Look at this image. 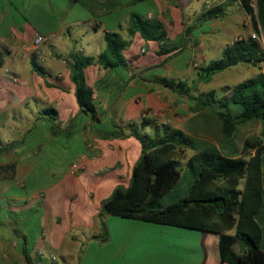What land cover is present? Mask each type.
Here are the masks:
<instances>
[{"label":"crops","instance_id":"0c3cea01","mask_svg":"<svg viewBox=\"0 0 264 264\" xmlns=\"http://www.w3.org/2000/svg\"><path fill=\"white\" fill-rule=\"evenodd\" d=\"M211 11L216 17L207 18ZM133 14L161 22L172 51L161 55L158 42L131 34ZM204 23L208 33L198 30ZM114 32L131 42L123 51L128 67L85 69L100 119L94 122L77 102L70 64L76 54L98 57ZM256 33L264 47V31L239 0H0V264H229L221 261L219 235L199 229L107 215L108 240L97 238L102 203L130 186L142 155L127 128L124 137L104 134L146 118L206 141L219 128L216 118L191 111L192 100L157 80L185 81L194 96L211 92L212 81L199 82L200 66ZM38 36L49 40L37 45ZM232 69L249 76L237 84L261 71ZM149 129L146 135H158ZM75 163L80 170L72 174ZM257 221L264 250V213Z\"/></svg>","mask_w":264,"mask_h":264},{"label":"trees","instance_id":"16d2710c","mask_svg":"<svg viewBox=\"0 0 264 264\" xmlns=\"http://www.w3.org/2000/svg\"><path fill=\"white\" fill-rule=\"evenodd\" d=\"M145 1V0H140ZM237 0H229L235 2ZM245 12L264 31V0H239ZM216 11L207 14L213 18ZM131 34L139 32L147 41L160 44L159 54L172 51L165 26L157 21L137 14L131 17ZM106 49L98 57L81 54L72 56L71 77L76 86L77 102L81 110L99 122L98 111L89 87L85 69L93 64L103 68L128 67L123 51L129 47L119 33H106ZM0 61V68L2 66ZM264 49L260 41L243 37L233 42L219 59L203 64L199 68V82L210 83L214 76L237 67L249 65L260 68L255 77L235 85L229 96L217 98L211 91L198 96L192 95L194 88L185 81L159 78L163 87L189 98L195 103L194 112H211L221 128L229 149L237 155L231 142L239 126L249 122H261L264 126ZM34 69L45 76L37 60L32 61ZM44 113L57 117V111L46 108ZM130 130L142 144V155L134 166L130 186H119L110 198L102 203L100 214L101 241L108 240L105 216L114 215L166 226L184 227L213 232L220 237V258L229 264H264V250L261 247L262 229L257 221L264 213V145L258 141L246 140L239 156L226 155L220 148L206 146L203 151L194 147L192 140L180 130L168 124H158L144 118L141 123L127 124L105 137H124ZM149 128L158 131L155 139L145 134ZM160 132L163 135H160ZM197 151L187 162V171L192 183L183 197L166 205L164 199L179 185L182 173L179 163L173 158L178 147ZM226 148V147H225ZM255 153L252 155L251 151ZM231 153V154H232ZM242 153V154H241ZM249 155L246 160L241 155ZM244 181L243 188L241 184ZM235 234H228V231ZM240 248V252L236 251Z\"/></svg>","mask_w":264,"mask_h":264},{"label":"rangeland","instance_id":"374dc122","mask_svg":"<svg viewBox=\"0 0 264 264\" xmlns=\"http://www.w3.org/2000/svg\"><path fill=\"white\" fill-rule=\"evenodd\" d=\"M238 13L239 12L234 13V14L238 15ZM197 27H198V30L200 33L201 32L208 33L210 31L209 23H204L203 26H197ZM219 36L223 37V38H228V35L224 32H222V34ZM255 40L260 41V35L259 34H257V39H255ZM262 48L264 49V47H262ZM257 69L261 70L260 68H257ZM262 71H263V66H262ZM245 77H249L248 74H237L236 71H233V69H230V70H227L225 72L219 73L216 76H214L212 82L210 83V85H207L208 87H206V89L207 90L212 89V91H215L217 98H223L224 96L228 95L227 93H228L229 89H232L233 85L237 84V81L240 82ZM191 111H193V109H191ZM190 126H191L190 121H187L186 126L184 128L187 131H189L188 128ZM217 129L218 130L212 131V135L210 137L206 136V141H202V139L200 141V139H198L196 137H190L194 147L198 148V146L200 144L204 143V144H208V145H212V146H216V147L220 148L221 152H224L226 155L239 156L246 140L258 141L264 145V126L261 122H249L245 125H241L238 127L236 134H235V137L231 141L233 143V145L235 146V148H237L235 150V152H237L236 153L237 155L233 154L231 152V150L229 149V147H228L229 144L227 142H225L220 126ZM149 130L155 131L154 129H149ZM156 132H158V131H156ZM148 135L151 139H155L157 137V134L154 132L152 134H148ZM192 150L193 149L181 146V147H178L177 150L175 151V153L173 154V158L175 160H177L179 163V168L181 170L182 177H181L179 185L174 189V191H172L164 199V203L166 205L173 202L174 200H176L179 197H183L186 194V192L188 191V188L190 187V185L192 183V178L188 174L187 166H186L187 162L191 158L187 151L193 153ZM254 153H255V151L252 150L251 154L253 155ZM241 156H243V158H245L246 160H248L250 158L249 155H245V154H243ZM243 185H244V181L241 184V189L243 188ZM58 264H62V261L59 260Z\"/></svg>","mask_w":264,"mask_h":264},{"label":"built area","instance_id":"2783aa9c","mask_svg":"<svg viewBox=\"0 0 264 264\" xmlns=\"http://www.w3.org/2000/svg\"><path fill=\"white\" fill-rule=\"evenodd\" d=\"M206 9H211V6H206ZM253 39H257V34H252V36H251ZM242 38H238L237 40H241ZM47 40H49V38H47V37H44V36H38V38L36 39V44L37 45H39V44H41V43H43V42H45V41H47ZM236 40V41H237ZM67 62V61H66ZM79 170H80V165L79 164H73L72 166H71V172H72V174H77L78 172H79ZM54 260L56 259L55 257L53 258Z\"/></svg>","mask_w":264,"mask_h":264}]
</instances>
